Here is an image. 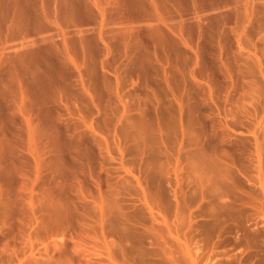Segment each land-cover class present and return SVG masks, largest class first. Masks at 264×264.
I'll use <instances>...</instances> for the list:
<instances>
[{
	"label": "rangeland",
	"instance_id": "obj_1",
	"mask_svg": "<svg viewBox=\"0 0 264 264\" xmlns=\"http://www.w3.org/2000/svg\"><path fill=\"white\" fill-rule=\"evenodd\" d=\"M122 1L0 0V264H264V0Z\"/></svg>",
	"mask_w": 264,
	"mask_h": 264
},
{
	"label": "bare ground",
	"instance_id": "obj_2",
	"mask_svg": "<svg viewBox=\"0 0 264 264\" xmlns=\"http://www.w3.org/2000/svg\"><path fill=\"white\" fill-rule=\"evenodd\" d=\"M114 6L118 9L119 8V0H114ZM126 6H129L131 11H129L130 14H128L126 17L128 20H146L151 21L153 20L155 14V0H123ZM123 1L120 2L121 6L123 5ZM79 3L84 6L86 9L90 8L89 4L87 3V0H79ZM91 4L94 7H99L100 9V15L103 17L104 15V9L99 6L98 0H92ZM42 5V4H41ZM40 15L46 16V12L44 7H40ZM65 51H67L65 49ZM68 58H70L69 55H67ZM52 87V86H51ZM47 89H50V86L46 87ZM24 126L22 130H18V133L12 134L13 141L17 144L23 143V146L25 150L27 151V154L30 156V158L33 161L34 164V173L37 175L40 171V164L42 162V150L38 146L39 139H50L48 135L45 136V134L42 133L40 127L38 125H35L31 122L30 119L27 117H24ZM58 139H63L66 143H70V140L66 139L64 136H54L52 137V142L57 143ZM15 146V145H14ZM15 149L17 147L15 146Z\"/></svg>",
	"mask_w": 264,
	"mask_h": 264
}]
</instances>
